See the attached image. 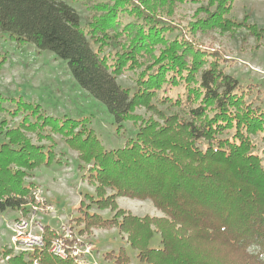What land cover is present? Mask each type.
<instances>
[{
  "label": "trees",
  "instance_id": "16d2710c",
  "mask_svg": "<svg viewBox=\"0 0 264 264\" xmlns=\"http://www.w3.org/2000/svg\"><path fill=\"white\" fill-rule=\"evenodd\" d=\"M81 1L90 12L85 26L65 0H0V32L18 45L32 44L63 59L77 85L104 104L117 129L133 118L140 121L137 131L122 147L107 149L87 119L45 118L36 105L25 104L29 108L21 122L0 144V212L24 207L30 187L23 177L55 157L43 144L30 143L23 129L51 139L42 132L49 127L88 166L95 196L84 198L99 209L117 210L104 219L88 212L91 204L81 200L76 222L117 228L140 264H264V168L252 140L259 135L264 143V108L245 100L252 86L246 90L223 72L220 51L187 36L199 29L231 32L244 26L258 39L264 29L226 17L232 0H208L198 9L205 17L188 26L171 18L184 0ZM175 29L180 35L168 37ZM124 69L138 71L133 92L116 82ZM178 86L181 91L167 94ZM159 90V102L176 111L157 107L153 99ZM137 106L152 116L143 120L132 114ZM0 109L11 116L23 110ZM20 134L24 142L16 139ZM106 188L114 192L105 196ZM117 196L150 199L164 217L118 210ZM44 229L43 247L31 257L39 264H78L69 249L65 257L49 251L56 234ZM154 233L159 247L149 246ZM106 258L130 263L123 247Z\"/></svg>",
  "mask_w": 264,
  "mask_h": 264
},
{
  "label": "rangeland",
  "instance_id": "374dc122",
  "mask_svg": "<svg viewBox=\"0 0 264 264\" xmlns=\"http://www.w3.org/2000/svg\"><path fill=\"white\" fill-rule=\"evenodd\" d=\"M65 1L75 9L81 24L85 26V21L90 16L87 5L81 0ZM207 2L208 0L179 2L171 18L181 26H188L205 17V13L198 9L207 5ZM209 9L213 10L214 5ZM225 16L236 22L246 19V23L264 29V0H232ZM180 32V29H175L167 36L172 38L180 35ZM187 36L210 50L220 51L223 56L220 60L223 72L235 77L246 90V86H252L251 93L246 94L245 100L264 108V36L257 39L244 26L231 32L220 31L218 28L199 29ZM108 50L109 48L105 49ZM137 73L136 70L124 69L117 75L116 82L133 92ZM181 90L178 86L167 94L174 96ZM161 95L162 90H159L153 99L157 107L166 113L176 111V107H167V104L159 102ZM25 104L36 105L37 112L45 118L87 119V127L95 132L107 149L122 147L128 138L135 136L140 123L130 118L117 129L118 124L104 104L77 85L63 59L32 44L18 45L7 33L0 32V108L11 111L19 107L23 109L15 116L0 109V144L7 141L8 130L16 128L21 122L25 115L23 111L29 108ZM132 114L143 120L152 116L150 111L140 106L135 107ZM23 130L30 143L43 144L55 157L50 164L42 163L23 177L25 185L30 187L29 194L24 197V207L0 212V264H18L16 257L24 262L22 264H39L31 255L34 254V249L43 247L44 226H48L56 234L51 239L49 251L59 241L65 254L69 249L78 264H113V260L107 259L106 254L116 252L120 247L126 250L129 264H140L136 258L137 251L130 247L126 234L117 228L86 227L82 222H76L81 220L78 211L80 201L90 205L89 199L84 197L86 194L95 196V186L87 180L88 166L77 158L76 150L69 147L64 136L51 133L49 127H45L42 132L50 134L51 139H41L36 132ZM16 139L20 142L25 140L21 134ZM252 140L255 144L254 151L258 153L264 168V143L259 135L252 137ZM113 192L114 190L106 188L105 196ZM115 202L118 210L140 218L164 217L150 199L117 196ZM90 206L88 212L96 213L104 219L112 217L117 211L99 209L92 204ZM36 238H39L40 243H34ZM149 246H160L159 233H154Z\"/></svg>",
  "mask_w": 264,
  "mask_h": 264
},
{
  "label": "built area",
  "instance_id": "2783aa9c",
  "mask_svg": "<svg viewBox=\"0 0 264 264\" xmlns=\"http://www.w3.org/2000/svg\"><path fill=\"white\" fill-rule=\"evenodd\" d=\"M38 240H39V238H36L35 240H34V243H40V242H38ZM42 245V244H41ZM51 250V252L53 253V254H55V255H57V256H60V257H64L65 256V252H64V248H63V246H62V244H61V242H59V241H57V242H55L54 244H53V247H52V249H50ZM87 252V251H86Z\"/></svg>",
  "mask_w": 264,
  "mask_h": 264
}]
</instances>
